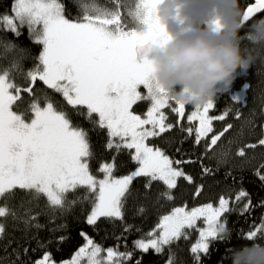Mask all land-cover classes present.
Returning <instances> with one entry per match:
<instances>
[{
  "label": "snow or ice",
  "instance_id": "obj_1",
  "mask_svg": "<svg viewBox=\"0 0 264 264\" xmlns=\"http://www.w3.org/2000/svg\"><path fill=\"white\" fill-rule=\"evenodd\" d=\"M162 2L136 0L134 6L129 7L124 0H108L114 4L110 8L86 0H72V7L77 9L72 15L70 8L66 11L62 0H13L9 11L0 13V33L4 34L0 35V65H3L0 67V218L23 219L25 225L36 220L30 209L23 216H17V209L9 203L18 192H24L31 200L44 197L52 212H66L73 205L87 200L92 205L87 223L94 225L101 217L122 219L126 194L137 177L149 178L146 188L153 181H162L171 190L181 177L191 182L192 178L178 167L187 161L170 159L159 148L147 143L149 138L172 128L171 123L165 122L168 117L163 111L171 107L170 102L177 105L172 111L180 117L184 116L186 106L170 99L155 81L153 61L145 58L138 63L136 59L137 50L151 51L163 47L171 39L158 15V6ZM122 7L128 9L126 14L121 11ZM257 14L264 16V0H254L241 12L243 27ZM259 21L264 23V18ZM211 26L218 31L222 27L219 18L213 20ZM24 30L35 44L42 46L38 56L34 57L35 66L26 73L22 62L30 58L29 50L6 35L10 33L19 38ZM18 75L24 77L27 86L16 83ZM241 75L242 71L237 77ZM37 81L51 93L36 87ZM249 87L245 82L240 91L246 92ZM221 92L232 95L230 87L222 86ZM22 93L31 97L23 109L20 107ZM53 94H59L71 111ZM232 98L240 100L239 95ZM138 101H151L143 118L133 111ZM214 107V100H210L196 106L187 117L189 122L198 121L195 129L187 128L189 134L195 131L197 144L213 131V120L222 121L228 115L227 110L221 115H209ZM239 115L237 112V117ZM78 116H84L93 126L107 129V148L115 149L117 153L122 149L134 150L131 158L138 165L136 170L115 177L113 157V163H104L99 169L103 178H97L89 165L94 153L88 130L74 120ZM230 128L232 124H228L224 132ZM222 135L223 132L212 136L206 147L210 149L216 145ZM258 143L264 145V139ZM247 147L255 148L256 145ZM237 155L245 156L244 149ZM260 168L264 169V164ZM257 175L264 181V174L258 171ZM79 189L85 192L83 198L78 195L69 197V193L75 195ZM164 195L172 198L168 192ZM246 197L248 193L241 190L236 200ZM24 203L23 200L20 202L21 208ZM249 204L244 205L245 212L249 210ZM261 205L264 206V202ZM229 210V201L223 197L218 207L211 203L191 210L176 207L160 219L156 229L146 234L147 239L134 241V248L142 253L154 250L160 254L165 246H169L171 253V245L182 237L187 239V229H195L199 239L191 247V253L194 264H201L200 254L209 255L213 241L225 240L226 221L221 217ZM198 220H202L205 226L197 227ZM35 226L41 227L38 223ZM4 232L5 226L0 223V236ZM80 235L86 243L70 260L61 264H127L133 260L132 251L121 252L112 247L103 249L83 232ZM241 239L249 244L232 246L225 253L226 256L230 253L231 264L235 250L260 244L256 241L264 239V217L259 226H254ZM102 252L106 255L102 256ZM34 264L56 262L50 253L45 252ZM135 264H141V261L136 260ZM168 264H174L173 259L170 258Z\"/></svg>",
  "mask_w": 264,
  "mask_h": 264
},
{
  "label": "trees",
  "instance_id": "obj_2",
  "mask_svg": "<svg viewBox=\"0 0 264 264\" xmlns=\"http://www.w3.org/2000/svg\"><path fill=\"white\" fill-rule=\"evenodd\" d=\"M62 2L66 4V11L70 8L72 15L77 13V9L72 7V0H62ZM86 2L114 7V4L108 3V0H86ZM124 2L132 7L136 0H124ZM12 3L13 0H0V13L8 12ZM250 3V0H238L241 12ZM127 10L125 7L121 8L125 14ZM205 12L206 9L202 7L197 13L201 22H207L204 20ZM262 18L264 16L261 14L255 17L242 27L240 32L242 50L251 52L256 57L255 61L234 80L230 86L232 95L221 92L214 98L215 107L210 110V115H221L227 110L228 115L225 119L213 120V131L197 144L195 131L189 134L184 120L178 125L179 115L172 111V107L177 105L170 102L171 107L163 111L168 117L165 122L171 123L172 128L148 140L150 146L159 148L170 159L187 161L178 167L182 168L185 175L192 178L191 182L181 177L177 179V186L171 190H168L162 181H153L151 186L146 188L145 184L149 178L137 177L129 187V194H126L122 219L101 217L94 225L87 223L92 207L87 200L73 205L66 212H52L46 206L44 197L31 200V197L24 192H18L15 199L9 202L17 209V216H23L30 209V214L35 216L36 220L25 225L23 219L12 216L0 218V223L5 226L4 234L0 236V264H34L45 252L50 253L56 263L69 260L86 242L80 235L81 232L103 249L112 247L121 252L132 251L133 260L128 261L127 264H135L136 260H140L141 264H168L170 258L173 259L174 264H194L191 247L197 241L195 229H187L189 233L187 239L182 237L175 241L171 245V253L169 246H165L160 254L153 250L142 253L134 248V241L147 239L146 234L156 229L160 219L170 214L174 208L184 207L186 210H191L209 203L217 207L221 197L229 201L230 210L221 217L222 221H226L227 235L224 233V241L211 243L209 255L200 254L201 264H231L230 253L228 256L225 255L227 249L249 244L241 237L253 230L254 226H259L264 217V206L261 205V202H264V181L257 175L258 171L264 174V169L260 168L264 164V145L258 143L260 139H264V44L253 43L248 39L251 26ZM194 22L193 19L188 18L190 26ZM0 35L4 34L0 33ZM6 35L9 40L29 50L30 58L22 62V67L24 73L31 70L37 62L34 57L38 56L42 46L35 44L29 38L27 30H24L19 38L10 33ZM245 82L250 87L240 96L239 101L233 99L232 96L241 90ZM16 83L22 87L27 86L22 75L16 77ZM36 87L51 93V90H47L40 81H37ZM53 95L62 105L69 107L59 94ZM22 97L23 102H20V107L23 109L28 106L31 97L28 93H22ZM143 103L145 102H138L133 106L134 113L141 114L139 106ZM185 107V110H188V105ZM69 110L71 111L70 107ZM237 112L240 113L239 117ZM74 120L88 130L91 150L94 153L89 165L97 178H103L104 174L99 169L104 163H113V157H115L113 170L115 177L120 178L136 170L138 165L131 158L132 150L122 149L117 153L115 149L107 148L109 140L107 129L93 126L84 116L74 117ZM228 124H232V128L224 132ZM192 128L195 129V125ZM221 132L223 135L217 144L208 149L206 146L210 144L212 136ZM251 144H255L256 147H247ZM241 149L245 151L243 157L237 155ZM173 166L177 167L175 164ZM241 190L247 192L248 197L237 201L236 196ZM165 192L170 193L172 198L168 199L164 195ZM76 195L83 198L85 192L79 189L75 195L69 193L70 198H75ZM22 200L25 202L23 208L20 207ZM30 200L31 203H28ZM246 204H249L247 212L243 210ZM36 223L41 227L37 228ZM61 237L64 239L61 240ZM256 242L264 244V239ZM25 249L28 250L26 253Z\"/></svg>",
  "mask_w": 264,
  "mask_h": 264
},
{
  "label": "clouds",
  "instance_id": "obj_3",
  "mask_svg": "<svg viewBox=\"0 0 264 264\" xmlns=\"http://www.w3.org/2000/svg\"><path fill=\"white\" fill-rule=\"evenodd\" d=\"M202 7L204 20L219 18L218 31L198 19ZM158 15L171 39L155 48L153 77L173 101L196 107L214 100L222 86L230 87L256 59L240 45L243 23L238 0H163ZM186 18L195 22L179 23ZM251 29L250 40L264 44V23L258 21ZM232 260L233 264H264V244L235 250Z\"/></svg>",
  "mask_w": 264,
  "mask_h": 264
},
{
  "label": "rangeland",
  "instance_id": "obj_4",
  "mask_svg": "<svg viewBox=\"0 0 264 264\" xmlns=\"http://www.w3.org/2000/svg\"><path fill=\"white\" fill-rule=\"evenodd\" d=\"M214 20V18L213 17H211V16H209L208 17V19H207V23L209 24V27H211V25H212V21ZM185 22H187L188 23V18H186V20L185 19H181L180 21H179V23H181V24H184ZM189 24V23H188ZM190 26V25H189ZM154 51V50H153ZM146 59H148L149 61H154V59H153V57H151V55H149L148 57H145ZM145 58H143L142 60H141V62L140 63H142L143 62V60L145 59ZM141 91L142 92H145V90H143V89H141ZM236 95H239V96H242V95H244V92H241V91H238L237 92V94ZM138 102H145V103H143L141 106H139V108L141 109V114H138V115H141L142 116V118L143 117H145L146 116V113H147V110L151 107V101H138ZM137 102V103H138ZM185 109H186V107H185ZM193 111H195V106H193V105H188V110H185V114H184V116H183V120L185 121V124H186V127L188 128V127H193V125H195V127H197L198 126V121H192V122H189L188 121V119H187V117L193 112ZM165 113V112H164ZM136 114V113H135ZM209 115H210V112H209ZM147 143H148V141H147ZM133 152H134V150H132ZM219 206V205H218ZM217 206V207H218ZM205 225L203 224V221L202 220H198L197 221V227H204ZM197 240L199 239V234H198V232H197ZM197 242V241H196ZM86 243V242H85ZM84 246V245H83ZM78 251V250H77ZM154 251V250H153ZM101 255L102 256H104V255H106V253H104V252H102L101 253ZM72 258V257H71ZM70 258V259H71ZM69 259V260H70ZM67 261V260H66ZM56 264H61V262H58V263H56Z\"/></svg>",
  "mask_w": 264,
  "mask_h": 264
},
{
  "label": "water",
  "instance_id": "obj_5",
  "mask_svg": "<svg viewBox=\"0 0 264 264\" xmlns=\"http://www.w3.org/2000/svg\"><path fill=\"white\" fill-rule=\"evenodd\" d=\"M251 1V3L252 2H254V0H250ZM246 10V9H245ZM244 10V11H245ZM260 14H257V16H259ZM256 16V17H257ZM255 18V17H254ZM253 18V19H254ZM252 19V20H253ZM250 22V21H249ZM249 22H247V23H249ZM246 23V24H247ZM153 52V49L151 50V51H148L147 49H141V50H137V52H136V59H137V62L138 63H140L141 62V60L143 59V58H145V57H148L149 55H151V53ZM181 121H182V117H180L179 116V118H178V125L181 123Z\"/></svg>",
  "mask_w": 264,
  "mask_h": 264
},
{
  "label": "flooded vegetation",
  "instance_id": "obj_6",
  "mask_svg": "<svg viewBox=\"0 0 264 264\" xmlns=\"http://www.w3.org/2000/svg\"><path fill=\"white\" fill-rule=\"evenodd\" d=\"M154 51L151 53V57H153V59L155 58V48L153 49ZM183 120V117H182Z\"/></svg>",
  "mask_w": 264,
  "mask_h": 264
}]
</instances>
